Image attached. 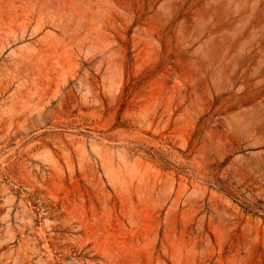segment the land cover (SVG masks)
<instances>
[{
	"label": "rangeland",
	"instance_id": "374dc122",
	"mask_svg": "<svg viewBox=\"0 0 264 264\" xmlns=\"http://www.w3.org/2000/svg\"><path fill=\"white\" fill-rule=\"evenodd\" d=\"M0 264H264V0H0Z\"/></svg>",
	"mask_w": 264,
	"mask_h": 264
}]
</instances>
